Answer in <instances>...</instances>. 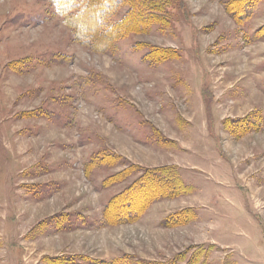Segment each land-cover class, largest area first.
Returning <instances> with one entry per match:
<instances>
[{
    "label": "rangeland",
    "instance_id": "rangeland-1",
    "mask_svg": "<svg viewBox=\"0 0 264 264\" xmlns=\"http://www.w3.org/2000/svg\"><path fill=\"white\" fill-rule=\"evenodd\" d=\"M164 8L0 0V264H264V0ZM170 167L188 192L115 210Z\"/></svg>",
    "mask_w": 264,
    "mask_h": 264
},
{
    "label": "trees",
    "instance_id": "trees-1",
    "mask_svg": "<svg viewBox=\"0 0 264 264\" xmlns=\"http://www.w3.org/2000/svg\"><path fill=\"white\" fill-rule=\"evenodd\" d=\"M56 9L62 16L73 17L74 15H86L92 13L97 16L98 24L111 28L110 18L115 15V11L120 8H126V15L122 18L127 20L128 24L125 28V23L117 24L113 28L126 29L129 25H137L141 28L144 25L152 22H159L167 25L165 19L164 7L169 0H51ZM97 14V15H96ZM81 31V30H79ZM80 35V33H78ZM81 36V35H80ZM84 38V37H83ZM164 52V51H163ZM164 56H169L170 53H162ZM178 167H170L166 169L158 168L157 171L146 172L147 178H141L135 185L129 187L114 199V207L118 213H122V217H139L142 211L137 210V207H131L135 192L150 191L148 200L159 198L160 196L174 197L183 195L188 192L189 185L184 180L183 176L177 171ZM158 186L160 191H156L154 186ZM140 187V188H139ZM139 188V189H138ZM158 192V193H157ZM157 194V195H156ZM156 200V199H155ZM126 203V204H125ZM128 203V204H127ZM130 207V208H129Z\"/></svg>",
    "mask_w": 264,
    "mask_h": 264
}]
</instances>
